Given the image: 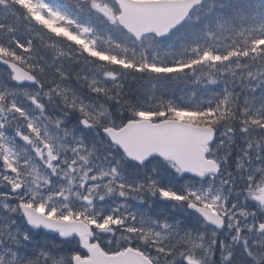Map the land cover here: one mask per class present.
<instances>
[{
  "label": "snow or ice",
  "instance_id": "snow-or-ice-1",
  "mask_svg": "<svg viewBox=\"0 0 264 264\" xmlns=\"http://www.w3.org/2000/svg\"><path fill=\"white\" fill-rule=\"evenodd\" d=\"M0 264H264V0H0Z\"/></svg>",
  "mask_w": 264,
  "mask_h": 264
},
{
  "label": "trees",
  "instance_id": "trees-1",
  "mask_svg": "<svg viewBox=\"0 0 264 264\" xmlns=\"http://www.w3.org/2000/svg\"><path fill=\"white\" fill-rule=\"evenodd\" d=\"M184 84H178L177 86H175V91L177 92V93H180V90H181V86H183ZM186 90H187V92L189 93V88L188 87H186Z\"/></svg>",
  "mask_w": 264,
  "mask_h": 264
},
{
  "label": "rangeland",
  "instance_id": "rangeland-1",
  "mask_svg": "<svg viewBox=\"0 0 264 264\" xmlns=\"http://www.w3.org/2000/svg\"><path fill=\"white\" fill-rule=\"evenodd\" d=\"M186 94V90L183 91Z\"/></svg>",
  "mask_w": 264,
  "mask_h": 264
}]
</instances>
